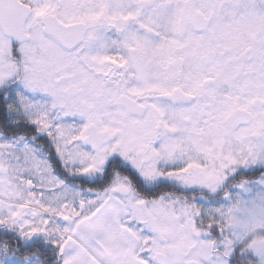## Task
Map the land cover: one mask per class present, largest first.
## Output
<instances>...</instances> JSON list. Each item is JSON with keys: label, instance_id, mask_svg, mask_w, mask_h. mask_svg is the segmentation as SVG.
<instances>
[{"label": "snow or ice", "instance_id": "snow-or-ice-1", "mask_svg": "<svg viewBox=\"0 0 264 264\" xmlns=\"http://www.w3.org/2000/svg\"><path fill=\"white\" fill-rule=\"evenodd\" d=\"M0 264H264V0H0Z\"/></svg>", "mask_w": 264, "mask_h": 264}]
</instances>
